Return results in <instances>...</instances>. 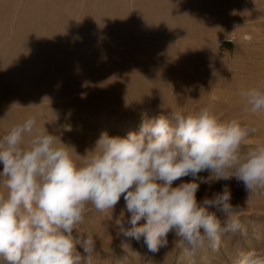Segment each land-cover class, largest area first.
<instances>
[{
	"label": "rangeland",
	"instance_id": "rangeland-1",
	"mask_svg": "<svg viewBox=\"0 0 264 264\" xmlns=\"http://www.w3.org/2000/svg\"><path fill=\"white\" fill-rule=\"evenodd\" d=\"M141 3V0H0V44L3 43L0 46L6 48L14 43L5 62L10 59L20 63V59H23L25 53L21 50L26 49V43L30 40L27 35L30 34L31 28L38 24V17V22L45 21L47 30H54L53 38H48L44 32V41L40 40L44 45L39 44V40V46L30 40L25 55L27 59L25 56L23 59H26L28 64L22 73L33 80L41 78L40 90L33 93L29 88L31 84L24 86L25 89L19 86L13 90L0 88V95L4 94L3 96L12 94L15 98L22 96L25 99L34 96L31 103L27 101L22 105H6L12 111L11 121H15L9 124L6 120H0V137L7 134L13 125L22 124L35 116L36 127L41 130L45 127L49 134L56 136L57 140L60 139L68 147L67 150L73 159L80 163L75 152L83 156L86 150L94 149L102 132H107L110 136L124 137L129 132H138L143 120L161 115L167 117L174 126L173 114L187 116L209 108L219 122L236 120L242 127L255 129L243 142L242 151L264 144V111L252 113L246 98L241 95L242 90L264 89V0H182V6L178 7L172 2L164 10H156L153 7L155 2L152 1L151 15L158 17V31L172 32L171 36L175 37L177 32L173 29L178 27L174 24H179V27L182 25L183 29L193 26L194 31L176 37L175 46L168 45L173 54L169 58L172 66L166 67L165 72L161 74L149 72L150 81L153 82H150L149 90L140 96L115 88L116 90L112 89L109 94H99L97 89H92L94 91H89V94L67 97L70 87L65 86L78 74L74 71L73 64L82 57H75L74 61L69 59L74 58L75 54L77 56V53L80 55L81 51L79 53L77 50L80 45L85 42L87 48L94 41L96 44L107 41L109 38L106 35H97L98 38L93 40L97 37L95 30L103 24L118 25L117 22H121L120 26H125L127 30L116 32H129L133 35L130 31L137 26L134 19L143 14L139 9ZM41 22V28H46ZM167 22L171 23L169 28L162 26L163 23L168 24ZM18 23L34 25L29 24L32 27L26 35L20 34V37H17L19 41L14 39V34L19 31L15 26ZM155 23L148 22L145 17L140 20V24L144 26ZM196 24L199 27L194 29ZM61 31L63 39L59 36ZM83 35L87 36L84 38ZM22 37L23 41H20ZM80 37L84 40H80ZM100 37L104 39L99 40ZM171 42L173 43V40ZM163 43L169 44V41ZM30 44H33V50L30 49ZM35 45L40 49L34 48ZM54 45L59 51L55 54L45 52L47 48H54L51 47ZM67 58L73 64L68 62ZM64 68L69 74H66L67 70ZM5 77V74L1 75V79ZM63 79L68 85L64 84ZM28 139L25 138L26 143ZM57 146L63 147L59 143ZM2 168L0 165V171ZM199 175L209 176L207 172ZM191 179L190 176L183 177L175 181L173 186L182 181L190 182ZM215 179L211 177L208 183L200 184L196 194L197 201H203L206 197L212 198L214 193L221 192L227 186L231 191V205L243 209L239 219L244 226L243 232H222L218 251H213L209 245H205L193 253L189 245H181L175 233L169 232L167 245L153 252L144 244L143 239L137 242L120 234L114 222L125 207L123 197L113 210L104 212L97 211L90 203L87 204L84 221L77 226L75 234L84 239L91 236L95 240L91 264H231L241 251L264 250V196L253 193L249 198L250 194L245 191L242 182H237L235 178ZM7 195L5 178H0V196L6 198ZM210 211L216 212L223 229L224 214L215 208ZM128 215L125 212V217ZM77 250L82 257L87 255L79 245Z\"/></svg>",
	"mask_w": 264,
	"mask_h": 264
},
{
	"label": "clouds",
	"instance_id": "clouds-1",
	"mask_svg": "<svg viewBox=\"0 0 264 264\" xmlns=\"http://www.w3.org/2000/svg\"><path fill=\"white\" fill-rule=\"evenodd\" d=\"M241 95L252 113L264 111V89ZM172 119L174 126L163 115L143 120L138 132L124 137L102 132L94 149L75 152L80 163L60 139L36 127L35 116L13 125L0 137V178L8 189L6 198L0 196V262L91 264L95 240L75 234L86 205L113 210L121 197L125 207L115 227L153 252L167 245L169 232L193 253L205 245L218 251L222 232H243V209L231 205L227 186L200 202L196 194L215 177L242 182L249 198L264 196V144L241 150L255 129L219 122L209 108ZM189 176L190 182L173 186ZM213 208L225 216L223 229ZM231 264H264V250L241 251Z\"/></svg>",
	"mask_w": 264,
	"mask_h": 264
},
{
	"label": "bare ground",
	"instance_id": "bare-ground-1",
	"mask_svg": "<svg viewBox=\"0 0 264 264\" xmlns=\"http://www.w3.org/2000/svg\"><path fill=\"white\" fill-rule=\"evenodd\" d=\"M141 1H142V3L139 5V9L142 10L143 14H139L134 19L137 26H134L133 30L130 31L133 33V35L129 32H126L128 34L116 32V30H120V31H126L127 30L125 26H120L122 24L121 22H117L118 25H113V24H111V25L106 24L105 25V24H103L102 26H99L95 30V36H97V35L98 36H102V35L105 36L106 35V37L109 38L107 41L97 43V44L94 41L93 44L92 45L90 44L89 47H87V48L85 46H88V45H85L86 44L85 42L82 45H80L78 43V45H80V48L77 50H79V53L81 51V53H80L81 56L80 55L78 56V53H77V56H76V54H75V56L73 55L74 58L69 59L72 57L71 55H70L71 57L67 58V61H68V59L72 61L73 59H75V57H77L76 59H80L78 57H82V59L80 61H77L76 63L74 62L75 64H73V62L71 63V61H68L74 65L73 66L75 69L74 71H76V73H78V74H77V77H75L73 79H71V76L69 75V79H71L70 80L71 82L68 81V82H70L69 85L67 84V82L64 81L65 78L63 79L64 84L66 83L68 85L65 87H67V88L70 87V90L66 94L67 97H71V96L78 97L79 95H83L86 93L89 94L88 92L91 91L92 89H97L99 91V94H104V93L109 94L111 92V90L115 89V88L116 89L121 88L129 94H132V95L137 94L140 96L149 90V88L151 86L150 82H153V81H150L149 76L151 74L148 75L149 72L154 73V74H161V73L165 72L166 67L172 66L171 60L169 58H170V55H173V54L171 53L172 50L168 49V45L175 46L174 42H176V44H177V38L176 37L179 34L185 33V35H187L186 33H188L189 31H191V32L194 31V30H192L193 26H190L187 29H183V27H181L182 25L179 27L178 26L179 24H177V25L174 24V26L178 27V28L173 27L174 28L173 30H175L177 32V35H175V37L171 36L173 34L172 32L167 33V32L158 31V26H157L159 24L158 17H153L151 15L150 2H152V1L155 2V6H153V7L156 10H164L168 7L169 3H172V2H174V4H176V6H178V5L182 6L181 5L182 0H141ZM142 17H145L148 22H156V23L144 26V25L140 24V20ZM38 19H40V18L38 17ZM38 19H37L38 24L36 25L34 22V24L36 26L34 28H31L32 30H30V31H29L30 27L34 26L32 23H27V24L18 23L17 25H15L16 29L19 31H16L18 33L14 34V39L18 40L17 37L18 36L20 37V34L26 35L28 31L30 32V34L28 33L27 36H29V37H27V38H29L31 40V42L36 43V45H38L39 41L43 38L42 36H44V32L47 33L46 35L48 36V38L52 37L54 30H53V32L50 31V29L47 30L48 26H46L47 24L45 23V21L41 22L39 20V22L43 23L46 26V28H44V29L41 28V25L38 22ZM48 23H49V21H48ZM167 23L168 24H166V25H165V23H163L162 26H164L165 28H169L171 23L170 22H167ZM29 24H32V26H29ZM49 24H51V23H49ZM53 26L54 25L51 24V27L53 29H55ZM198 27H199L198 24L194 25V29L195 28L197 29ZM1 28H2V26H1ZM3 28H5V26ZM13 28L15 29V27H13ZM91 32H93V31H91ZM0 34H1V32H0ZM6 36H7V33H6ZM59 36L61 37L60 39H63V31H61ZM86 36H84V38ZM98 36L96 38L93 37L95 39H93V38L92 39L96 40L98 38ZM82 37H80V40H84V38L81 39ZM4 38H5V36H4ZM52 38H50V39H52ZM102 38L104 39V37H102ZM102 38L100 37L99 40ZM246 38H248V37L246 36ZM57 39L60 40L59 38H57ZM30 40H28L26 43V45H27L26 49L24 50V48H23V50H21L22 52L24 51V53H25L24 56L28 52L27 51L28 45H29V43H31ZM172 40H173V43L171 42ZM0 41H1V39H0ZM20 41H23V37ZM37 41H38V43H37ZM89 41H90V39H89ZM164 41H169V44L163 43ZM40 42L41 43H39V44L44 45L42 43V41H40ZM96 42H98V40ZM8 43H10V42H8ZM90 43H92V42H90ZM2 44L3 43H1L0 45H2ZM58 44H59V42H58ZM9 45H8V47L6 46V48H2L3 46H0V71H1L0 72V88L3 87V90L4 89L13 90V88L16 86L24 88V86L31 84V86L29 88H31V90L34 91L33 93L38 92L40 90L39 84L42 83V81H40L41 78H39V80H33L29 76L27 77V74L22 73L23 68H25L27 66L26 64H28L26 62L27 61L26 56H25L26 57L25 60H23L24 56L22 57L23 58L22 60L20 59V63L15 62L16 60L13 61L10 59L5 62L7 54L12 52L10 50L12 48V45H14V43L11 46H9ZM30 45H32V48H31V46H29L30 49L33 50V44H30ZM36 45L34 46V48L39 46V45L38 46H36ZM42 45H40V46H42ZM24 47H25V45H24ZM51 47H54V48H51ZM51 47H50L51 49H49V48L46 49V47H44V49H46L45 52L55 54V52L59 51V50H57L55 45L51 46ZM38 48L40 49V47H38ZM38 48H36V49H38ZM69 48L72 50L71 46ZM74 50H76V49H74ZM100 50H101V52H100ZM67 51L70 52V50H67ZM169 51H170V53H169ZM40 52H42V51L40 50ZM73 53H74V51H73ZM18 54H19V52H18ZM28 55H29V53H28ZM30 55H31V52H30ZM32 55H33V53H32ZM21 56L22 55H20V58H21ZM37 56H38V53H37ZM10 57L13 58L14 56L10 55ZM17 57H18V55H17ZM65 60H64V64H65ZM32 62H33V60H32ZM35 62H37V61L35 60ZM68 62H67V64H68ZM29 63H31V62H29ZM35 64H37V63H35ZM38 65H40V64H38ZM66 67H67V65H66ZM28 68H26V69H28ZM38 68L41 69L40 66ZM64 69H65V71L67 70L66 68H64ZM36 70L37 69H35V71ZM64 72H63V74H64ZM2 74L6 75V77L4 79H1ZM37 74H39V73H37ZM66 74H69L68 70L66 71ZM64 76H66V75H64ZM67 77L68 76H66V78ZM66 80H68V79H66ZM43 85H44V83H43ZM44 88H45V86H44ZM92 91H94V90H92ZM95 92H96V94H98L97 91H95ZM33 93L32 94L30 93V94L33 95ZM3 95L4 94L0 95V120H3V121L6 120V122L9 124H13L12 121H15V120L11 121L10 116L13 117L12 111L10 110V108H7L6 105L7 104H12L14 106H15V104L22 105L27 101H30V103H31L33 101V98H34V96L29 97V99H25L22 96H20L19 98H17V96H16V98H15L14 97L15 95L13 96L12 94L11 95H5V96H3ZM65 97L66 96H64V98ZM77 101H78V99H77ZM37 105H38V103H37Z\"/></svg>",
	"mask_w": 264,
	"mask_h": 264
}]
</instances>
